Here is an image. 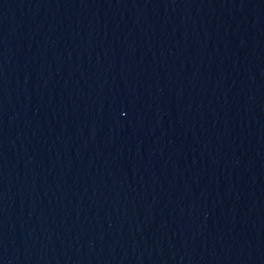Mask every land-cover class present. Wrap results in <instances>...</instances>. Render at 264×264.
Instances as JSON below:
<instances>
[{"label": "water", "instance_id": "water-1", "mask_svg": "<svg viewBox=\"0 0 264 264\" xmlns=\"http://www.w3.org/2000/svg\"><path fill=\"white\" fill-rule=\"evenodd\" d=\"M0 264H264V0H0Z\"/></svg>", "mask_w": 264, "mask_h": 264}]
</instances>
